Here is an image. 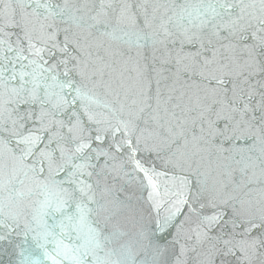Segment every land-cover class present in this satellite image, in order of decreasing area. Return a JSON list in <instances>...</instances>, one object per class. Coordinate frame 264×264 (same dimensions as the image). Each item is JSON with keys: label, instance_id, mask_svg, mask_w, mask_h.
Segmentation results:
<instances>
[{"label": "snow or ice", "instance_id": "obj_1", "mask_svg": "<svg viewBox=\"0 0 264 264\" xmlns=\"http://www.w3.org/2000/svg\"><path fill=\"white\" fill-rule=\"evenodd\" d=\"M13 233L18 264H264V0H0Z\"/></svg>", "mask_w": 264, "mask_h": 264}, {"label": "water", "instance_id": "obj_2", "mask_svg": "<svg viewBox=\"0 0 264 264\" xmlns=\"http://www.w3.org/2000/svg\"><path fill=\"white\" fill-rule=\"evenodd\" d=\"M11 240L13 241L11 247H9L8 242H0V264H18L20 257L18 256V250L15 249V244L21 243L22 237L13 233ZM49 250H51V246H49ZM36 254L43 259L39 249L36 250ZM45 264H51V262H45Z\"/></svg>", "mask_w": 264, "mask_h": 264}]
</instances>
